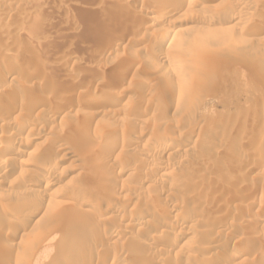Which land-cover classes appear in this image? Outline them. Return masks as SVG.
Wrapping results in <instances>:
<instances>
[{
	"label": "rangeland",
	"instance_id": "1",
	"mask_svg": "<svg viewBox=\"0 0 264 264\" xmlns=\"http://www.w3.org/2000/svg\"><path fill=\"white\" fill-rule=\"evenodd\" d=\"M97 1L0 0V79L11 70L14 78L0 85L6 109L0 110V120L5 119L0 123V157L7 156L13 168L0 179V264H71L77 254L76 259H82L87 252L97 264H139L134 258L142 255L154 260L158 256L159 264H264V0H200L197 14L168 16L161 23L156 22L161 9L154 8L155 1ZM66 14L76 16V22L66 23ZM206 17L215 24L207 26ZM22 18L44 21L31 30L25 46L15 42L23 33ZM172 26L181 35L157 48L161 34ZM116 35L124 36L121 43ZM157 54L167 60L160 61ZM10 59L16 62L11 69L6 66ZM118 94L122 104L113 114L115 108L106 103L112 104ZM91 96L96 105L88 102ZM36 100L44 104L31 112ZM13 102L25 107L22 115L9 118ZM65 107L69 111L64 116L52 117L51 111ZM21 122L30 125V133L20 129ZM168 141L181 153L156 156ZM6 146L11 150L3 155ZM61 146L66 150H59ZM101 149L106 153L102 162L96 160ZM21 150L29 151L28 157H21ZM66 152L75 158L68 159ZM150 161L158 166L156 171L171 166L170 184H160L139 168ZM55 165L63 167L53 179L55 190H43L40 182ZM202 181L208 183L197 191L201 197L185 194L188 185ZM75 188L91 189L106 203L82 204L71 193ZM21 203H33L39 211L30 215L18 210ZM163 209L183 210L192 227L154 235L158 242L149 232L157 224L153 214ZM142 216L148 224L135 225ZM115 231L121 239H108ZM95 242L97 253L89 250ZM107 249L112 253L103 256Z\"/></svg>",
	"mask_w": 264,
	"mask_h": 264
},
{
	"label": "bare ground",
	"instance_id": "2",
	"mask_svg": "<svg viewBox=\"0 0 264 264\" xmlns=\"http://www.w3.org/2000/svg\"><path fill=\"white\" fill-rule=\"evenodd\" d=\"M91 2V4L90 3H88L89 5H93V4H96L98 1L97 0H90ZM101 1H103V0H101ZM100 1V2H101ZM109 1V0H108ZM122 1V0H121ZM120 1V2H121ZM142 1V0H141ZM152 1H155V4H156V7H154V8H157V9H161V15H159L158 17H157V19H156V22L157 23H161V21L162 20H164V18H166V17H168V16H186V15H191V14H197V12H196V10H195V8L199 5V3H200V0H152ZM110 2V1H109ZM117 2V1H116ZM120 2H117L118 4L117 5H119L120 4ZM147 2V1H146ZM238 2V1H237ZM236 2V3H237ZM111 3V2H110ZM203 3V2H202ZM245 3V2H244ZM100 4V3H99ZM123 4V3H122ZM126 4V3H125ZM153 4V6L155 5L154 3H152ZM201 4V3H200ZM235 4V3H234ZM238 4V3H237ZM246 4V3H245ZM88 5V6H89ZM104 5H106V4H104ZM109 6H110V4H108ZM121 5V4H120ZM119 5V6H120ZM148 5V4H147ZM243 5V4H242ZM95 6V5H94ZM98 6V5H97ZM103 6V5H102ZM102 6H101V8L100 9H104V6H103V8H102ZM109 6H105V8H107V7H109ZM111 6H113L114 7V3H112L111 4ZM115 6H116V4H115ZM145 6V5H144ZM153 6H151V8L153 7ZM161 7V8H158V7ZM89 7H91V8H93L92 6H89ZM100 7V6H99ZM121 8H122V6H120ZM148 7H150L149 5H148ZM95 8H98V7H95ZM95 8H93V9H95ZM112 8V7H111ZM117 9L118 8V6H116V7H114V9ZM150 8V11L152 10ZM204 8V7H203ZM99 9V8H98ZM99 9V10H100ZM113 9V8H112ZM115 9V10H116ZM147 9V8H146ZM97 10V9H96ZM111 10V9H110ZM118 10V9H117ZM116 10V11H117ZM120 10V9H119ZM122 10V9H121ZM199 10V9H198ZM98 11V10H97ZM101 11V10H100ZM99 11V12H100ZM112 11V13L114 12V10H111ZM145 11H147V10H145ZM149 11V10H148ZM147 11V12H148ZM153 11V10H152ZM156 11V10H155ZM146 12V13H147ZM159 12V13H160ZM101 13L102 12H100V13H98V14H100L99 16H101ZM111 13V12H110ZM110 13H108V15L110 14ZM104 14H106L105 12H104ZM199 14V13H198ZM237 14V13H236ZM67 15V14H66ZM112 15V14H111ZM110 15V16H111ZM13 16V15H12ZM15 16V15H14ZM65 17V16H64ZM74 17V16H73ZM73 17L70 15H67L64 19H66V23L68 22L69 24L72 22H74L73 21ZM76 17V16H75ZM74 17V19H76ZM195 17V16H194ZM99 18H101V17H99ZM149 18H151V17H149ZM184 18V17H183ZM206 18H208V17H206ZM18 19H21V18H19V16H18ZM25 19V21L24 22H22L23 20ZM26 19L27 18H22V21L21 20H19V22H21V23H23L21 26H22V34H20V35H18L17 37H15V39H17V41H15V42H18V43H23V45L26 43V41L29 39L30 40V37L31 36H33L32 34H31V30H33V32H34V29L33 28H35L36 29V26L37 27H40L41 25H44L43 24V22H37V20L35 21H33V20H31L30 22L29 21H26ZM46 19V18H45ZM44 19V20H45ZM103 19H104V17H103ZM109 19V18H108ZM111 19V18H110ZM232 19H237V17H236V15H234L233 17H232ZM231 19V20H232ZM17 20V19H16ZM28 20V19H27ZM38 20H39V18H38ZM155 20V19H154ZM238 20H240V19H238ZM108 21H111V20H108ZM48 22H51V20L49 21L48 20ZM47 22V23H48ZM76 22V21H75ZM154 22V21H153ZM155 22V23H156ZM205 22H206V24H207V26H213V24H215L214 23V21L212 20V19H206L205 20ZM238 22V21H237ZM42 23V24H41ZM71 23V24H72ZM104 23V22H103ZM142 23V22H141ZM46 24V23H45ZM50 24V23H49ZM133 24V23H132ZM143 25V24H142ZM172 25V24H171ZM45 26H47V25H45ZM165 27V26H164ZM264 27V26H263ZM131 28V27H130ZM134 28H137V27H134ZM133 28V29H134ZM180 29V28H179ZM225 29V28H224ZM263 30V29H262ZM134 31V30H133ZM218 31H220V30H218ZM32 32V33H33ZM35 32H36V30H35ZM179 32H180V30H177L176 29V27H171V28H166L165 30H164V32L161 34V36H160V38H159V40H158V42H157V48H162V47H164L165 45H167L168 44V40L171 38V36H173V35H176V34H178V35H181V33L179 34ZM263 32V31H262ZM121 34H122V32H121ZM120 34V35H121ZM124 34V33H123ZM97 35H99V34H97ZM177 35V36H178ZM1 36H2V39H3V35L1 34ZM8 36V35H7ZM10 36V35H9ZM117 36V35H116ZM115 36V37H116ZM5 37H6V33H5ZM122 38L124 37V36H121ZM120 36L118 37H116V38H118L117 39V41L118 42H120V41H122V38H121ZM128 37V36H127ZM1 38V37H0ZM8 40H9V37H6ZM33 38V37H32ZM31 38V39H32ZM115 38V39H116ZM7 39H3V41H6ZM7 40V41H8ZM28 40V41H29ZM112 40V39H111ZM32 41V40H31ZM111 42V41H110ZM115 42V41H114ZM113 42V43H114ZM18 43H16V44H18ZM116 43V42H115ZM121 43V42H120ZM113 45H115V44H113ZM171 45V44H170ZM25 46V45H24ZM117 46V45H116ZM111 47H112V45H111ZM113 47H115V46H113ZM17 48L19 49V54L20 53H22L23 54V51H22V47L20 46H17ZM16 48V49H17ZM107 48V47H106ZM109 48V47H108ZM107 48V49H108ZM118 48V47H117ZM15 49V50H16ZM115 49H116V47H115ZM115 49H113V48H110L109 49V51H113V50H115ZM24 50H26L25 48H24ZM158 50V49H157ZM116 51V50H115ZM17 52V53H18ZM108 52V51H107ZM114 52V51H113ZM155 53V52H154ZM11 54H13V53H11ZM18 54V56H20ZM25 55V54H24ZM156 56V55H155ZM157 56H158V54H157ZM21 57V56H20ZM19 57V58H20ZM15 58H17V57H15ZM18 58V59H19ZM18 59H16V60H18ZM67 60H68V58H66ZM66 59H65V62H68V61H66ZM158 59L160 60V61H162V62H165L166 60H167V57H166V55L164 54H159V56H158ZM11 60V59H10ZM13 60V59H12ZM11 60V61H12ZM20 60V59H19ZM21 61V60H20ZM4 62V61H3ZM18 62V61H17ZM7 63H9L8 65H6V66H9L8 68H12V67H15V65H16V62H10V61H7ZM131 63V62H130ZM4 65H5V62L3 63ZM133 64V63H132ZM18 65V64H17ZM174 65V64H173ZM177 65V64H176ZM175 65V66H176ZM36 65H34V67H35ZM174 66V67H175ZM18 67V66H17ZM16 67V68H17ZM33 67V68H34ZM130 67V66H129ZM16 68H14V69H16ZM13 69V70H14ZM20 69H21V67H20ZM36 69H38V68H36ZM35 68H34V70H36ZM9 70V69H8ZM7 70V71H8ZM33 70V69H32ZM128 70H129V68H128ZM127 70V71H128ZM15 72H17V71H15ZM15 72H14V74H15ZM13 71L11 70V71H8V72H6L3 76H1L2 78L0 79V85H1V87H3L2 85L4 84V85H6L7 83H9V82H11L14 78H12L13 77ZM123 76V75H122ZM124 77V76H123ZM123 77H122V79H123ZM182 77V76H181ZM17 78V77H16ZM18 81V80H17ZM25 81V80H24ZM14 82H15V80H14ZM27 82H28V80H27ZM20 84V83H19ZM9 86V85H8ZM10 86H12V85H10ZM20 86H23V85H21L20 84ZM59 86V85H58ZM0 87V88H1ZM18 87V86H17ZM19 88V87H18ZM30 88V87H29ZM58 88V87H57ZM56 88V89H57ZM60 88V87H59ZM2 89V88H1ZM12 89V88H11ZM25 88H23V90H24ZM27 89H28V86H27ZM26 89V90H27ZM64 90H65V88H63ZM19 90V89H18ZM55 90V89H54ZM59 91H60V89H59ZM24 92H25V90H24ZM24 92H22V93H24ZM19 93V92H18ZM20 93H21V91H20ZM27 93V92H26ZM36 94V93H35ZM62 94V93H61ZM13 95V94H12ZM22 95V94H21ZM105 95V94H104ZM106 95H109V94H106ZM102 96H103V94H102ZM3 97V96H2ZM22 97V96H21ZM4 98V97H3ZM10 98V97H9ZM18 98V97H17ZM94 98L95 97H93L92 98V96H91V98L89 97L88 99H89V103H92L91 105H94L95 104V102L97 101V103H98V100L96 99V101L94 100ZM104 98V97H103ZM108 98V96L107 97H105V101H106V99ZM115 98V97H114ZM1 99V98H0ZM14 99H16V98H14ZM19 99V98H18ZM22 99V98H21ZM24 99V98H23ZM42 99V98H41ZM110 99H111V97H110ZM122 99V96L121 95H117V98H116V101H114V102H112V104H109V103H111L110 101H108L107 100V102H109L108 104L106 103V105H109V106H111V107H113V108H115V109H113L111 112L114 114V113H116V112H118L119 110H120V106H121V102H120V100ZM4 100H5V98H4ZM17 100V99H16ZM43 100V99H42ZM42 100H36V101H34V102H32L31 104H32V106H30L31 108L29 109L31 112L32 111H34V110H36L37 111V109H39V108H42V106H43V101ZM101 100H104V99H100L99 98V102L101 101ZM8 101V100H7ZM10 101V100H9ZM14 101V100H13ZM42 101V102H41ZM129 100L127 99V102H128ZM16 102V101H15ZM15 102H13L14 104V106H12V107H9L10 108V110L9 109H7V110H9L10 112H8V114H9V118H11V116H15V114H20V113H22V108H23V110H24V107H25V105H24V107L21 105V107L19 106L21 103L19 102V105H16L15 104ZM23 102H24V100H23ZM47 102V101H46ZM129 102H131V101H129ZM4 103V101H2L1 102V100H0V110H1V108L3 107V105L5 106V104H3ZM43 103V104H42ZM49 103V102H48ZM105 104V103H104ZM127 104V103H126ZM130 104H132V102L130 103ZM174 104V103H173ZM58 105V104H57ZM56 105V106H57ZM60 105V104H59ZM96 105V104H95ZM102 105V104H101ZM8 106H10V105H8ZM8 106H6V108L8 107ZM49 106H50V104H49ZM175 106V105H174ZM48 109L50 108V107H48V105L46 106ZM46 107H44V108H46ZM128 107H129V105H128ZM28 108V107H27ZM27 108H25V109H27ZM126 108V107H125ZM3 109V111H4V107L2 108ZM128 109H130V108H128ZM6 110V109H5ZM28 110V111H29ZM43 110V109H42ZM51 110V109H50ZM52 110H53V108H52ZM2 111V114L4 113ZM69 111V109L68 108H61V109H55V110H53V111H51L50 113L52 114V117L53 118H59V117H61V116H64L67 112ZM1 112V111H0ZM24 113H26L27 112V110L26 111H23ZM47 112H49V111H47ZM124 112V111H123ZM28 113V112H27ZM5 114V113H4ZM3 114V115H4ZM29 114L31 115L32 113H30L29 112ZM48 114V113H47ZM118 114V113H117ZM116 114V115H117ZM6 116H7V113L5 114ZM20 115H22V114H20ZM26 115V114H25ZM33 115V114H32ZM112 115V114H111ZM27 116V115H26ZM29 116V115H28ZM46 116V115H45ZM117 117V116H116ZM48 118V117H47ZM6 119H7V117H6ZM43 119V118H42ZM5 119H3V121H4ZM36 120V119H35ZM1 121H2V119L0 120V123H1ZM2 121V122H3ZM7 121V120H6ZM21 120H19V122H20ZM23 121V120H22ZM236 121V120H235ZM16 122V121H15ZM18 122V121H17ZM78 122V121H77ZM7 123V122H6ZM14 123V122H13ZM22 123V125L20 126V129L22 130V131H24V130H27L28 132L30 131L31 132V127H30V125L29 124H26V123H23V122H21ZM36 123V122H35ZM233 123V122H232ZM231 123V124H232ZM4 124V123H3ZM229 124V123H228ZM231 124H229L228 125V127L231 125ZM235 124V123H234ZM1 125V124H0ZM6 125V124H5ZM19 125V124H18ZM8 126V125H7ZM32 126V125H31ZM35 126H37V124L35 125ZM236 126V125H235ZM238 126V125H237ZM264 127V126H263ZM5 128V127H4ZM33 128V127H32ZM19 129V128H18ZM35 129V128H34ZM232 129V128H231ZM1 131H3V130H1ZM29 132V133H30ZM33 132V131H32ZM7 133V132H6ZM11 133V132H10ZM3 134H5V133H3ZM1 135H2V133H1ZM6 135V134H5ZM14 135V134H13ZM13 135H10V136H13ZM29 135V134H28ZM51 135V134H50ZM194 134H191V136H193ZM36 136V135H35ZM38 136V135H37ZM52 136V135H51ZM38 138V137H37ZM48 138H49V136H48ZM34 139V138H33ZM48 141V140H47ZM95 141V140H94ZM123 142V141H122ZM125 142V141H124ZM60 144H62V142L60 143ZM59 144V145H60ZM124 144V143H123ZM122 144V145H123ZM27 145V144H26ZM121 145V144H120ZM121 145V146H122ZM120 146V147H121ZM127 146V145H126ZM164 148L162 149V150H158V152H156L155 153V155L156 156H158V157H165V156H167V155H169V157L171 156V154H176V153H178V152H180L181 150H180V147L179 146H177V144L176 145H174L173 143H171V142H166L164 145ZM12 147V146H11ZM26 147V146H25ZM59 147V146H58ZM108 147V146H107ZM66 148V147H65ZM111 148H113V147H111ZM126 148H128V147H126ZM25 149V148H24ZM107 149V148H106ZM109 149V148H108ZM123 149H125V148H123V146H122V148H121V151L123 150ZM9 150H11V148L9 149V147L8 146H6L5 148H4V153H3V155L4 154H7L8 155V152H9ZM59 150H61V151H64V150H66V149H64L63 148V146H61L60 147V149ZM95 151V150H94ZM100 151V150H99ZM98 151V152H99ZM125 152H126V150H124ZM128 151V150H127ZM69 152V151H68ZM68 152H66L65 154H67V157H68V159H74L75 157H74V154L73 153H68ZM102 152H104V150H102L101 149V154H98V156H97V158L98 159H96V160H98V161H101L102 162V160H101V158H103L104 157V155L106 156V153H102ZM110 152V151H109ZM139 152V151H138ZM142 152V151H141ZM154 152V151H153ZM108 153V152H107ZM181 153V152H180ZM180 153H179V155H180ZM30 154V152L29 151H26V150H21L20 151V156L21 157H28V155ZM64 154V155H65ZM73 154V155H72ZM141 154V153H140ZM151 154V153H150ZM183 154H185V152L183 153ZM92 155H93V153H92ZM94 155H95V153H94ZM100 155V156H99ZM6 156V155H5ZM76 156V155H75ZM155 156V157H156ZM184 156V155H183ZM7 157V156H6ZM6 157H0V179L2 178V176L4 175V174H8V173H12L13 171H12V169L10 170V168H9V166H8V161H9V159H6ZM10 157V156H9ZM8 157V158H9ZM95 157V156H94ZM99 157H100V159H99ZM172 157H174L173 155H172ZM178 157V156H177ZM180 157V156H179ZM13 159H14V157H13ZM24 159H26V158H24ZM158 159V158H157ZM138 160V159H137ZM155 160H156V158H155ZM159 160V159H158ZM15 161V160H14ZM97 161V162H98ZM107 161V160H106ZM157 161V160H156ZM177 161V160H176ZM241 161V160H240ZM162 162H163V160H162ZM166 162V161H165ZM13 163V162H12ZM130 163V162H129ZM141 163V162H140ZM171 163V162H170ZM173 163V162H172ZM35 164V163H34ZM55 164V163H54ZM95 164H97V163H95ZM164 164V163H163ZM9 165H11V164H9ZM98 165H100V163L98 164ZM130 164H128V166H129ZM140 165V164H139ZM156 164H155V162L153 163L152 161H150V162H147V163H144L143 162V164L142 165H140V167L139 168H142L145 172L144 173H148L149 175H153V177L154 178H156V180L160 183V184H170L169 182H167V177H168V175L170 174V167H169V165L167 164H164L165 166H163L162 168H159L157 171H156V169L157 168H155L156 166H155ZM65 166V165H64ZM97 166V165H96ZM173 166V165H172ZM49 167H51V166H49ZM108 167H110V166H108ZM158 167V166H157ZM63 167H59L58 165H55V166H53L52 168H50V169H48L47 171H46V180H41V185H42V188H43V190H52L53 188V186H55L54 185V183H53V179L55 178V177H57L58 175V173H60L61 172V170H63L62 169ZM98 168V167H97ZM101 168V167H100ZM136 167L135 166H133V169H135ZM46 170V169H45ZM111 170V169H110ZM140 170V169H139ZM142 170V171H143ZM19 171V170H18ZM67 171V170H66ZM131 171H132V169L131 170H129L127 173L128 174H126V175H128L129 176V174L131 173ZM30 172V171H29ZM106 172V171H105ZM124 172V171H123ZM126 172V171H125ZM124 172V173H125ZM20 173V172H19ZM119 175H123L122 174V172L121 171H119V172H117ZM138 173V172H137ZM143 173V174H144ZM174 173V172H173ZM227 173V172H226ZM65 174V173H64ZM63 174V175H64ZM141 174V173H140ZM148 174H147V176H148ZM172 174V173H171ZM231 175V174H230ZM60 176V175H59ZM225 176H228V173L226 174V175H224V177ZM232 176V175H231ZM143 177H145V176H143ZM230 177V176H229ZM183 178V177H182ZM186 178V177H185ZM228 179V177H225V179ZM45 179V178H44ZM148 179V178H147ZM168 179H169V177H168ZM171 179H172V177H171ZM145 180V179H144ZM151 180V179H150ZM188 180V179H187ZM221 180V179H220ZM224 180V179H223ZM60 181V180H59ZM170 181V180H169ZM173 181V180H172ZM194 181V180H193ZM192 181V182H193ZM209 181V180H208ZM229 181V180H228ZM175 182V181H174ZM184 182V181H183ZM185 182H186V180H185ZM201 182V181H200ZM200 182H199V184H200ZM205 182V181H204ZM203 181H202V183L200 184V185H197L196 187H194L195 186V184H190V185H188V188L186 187V189H185V194L187 195V194H190V192H192L194 195H195V192L197 193V195H201L200 193L198 194V190H200V189H204V187L205 186H207V183L208 182H206V183H204ZM211 182V181H210ZM231 182V181H230ZM173 183V182H172ZM223 184V183H222ZM70 185V184H69ZM192 185V186H191ZM194 185V186H193ZM211 185V184H210ZM213 185V184H212ZM211 185V186H212ZM221 185V184H220ZM67 186V185H66ZM157 186V185H156ZM170 186H172V184L170 185ZM187 186V185H186ZM189 186H191V187H189ZM214 186V185H213ZM217 186V185H216ZM224 186V185H223ZM67 188H68V186H67ZM89 188V187H88ZM87 188V189H88ZM166 188V187H165ZM212 187H208V189H210L209 191H212V189H211ZM69 189V188H68ZM76 190H74L73 192H71V193H73L75 196H76V198L78 197L79 199H82L83 201H81L82 202V204L83 203H86V202H84V200H87L88 202H87V205L89 204V205H95V206H101L102 204L104 205V203H106V202H104L103 200H105L104 198H103V196L101 195L100 197H102V199L100 198V197H98V196H95V194H94V191L92 192V191H90V190H87V189H85V188H79V189H77V188H75ZM177 189V188H176ZM187 189H188V192H187ZM207 189V190H208ZM215 189V188H214ZM220 189V188H219ZM53 190H55V189H53ZM52 190V191H53ZM167 190V189H166ZM207 190H206V192H207ZM216 190V189H215ZM205 191V190H204ZM220 191V190H219ZM222 191H223V189H222ZM55 192V191H54ZM215 192V191H214ZM229 192V191H228ZM53 193V192H52ZM61 193V192H60ZM163 193V192H162ZM168 193H170L169 191H168ZM211 194H214L213 192H210ZM220 193V192H219ZM218 193V194H219ZM55 194V193H54ZM96 194H97V192H96ZM181 194V193H180ZM208 194H209V192H208ZM215 194H216V192H215ZM214 194V195H215ZM224 194V193H223ZM98 195V194H97ZM190 195H192V194H190ZM189 195V196H190ZM207 195V194H206ZM210 195V194H209ZM220 195V194H219ZM222 195V194H221ZM220 195V196H221ZM225 195L226 194H224V196L223 197H225ZM38 196V195H37ZM164 196H168L167 194L166 195H164ZM163 196V197H164ZM183 196V195H182ZM216 196V195H215ZM165 197V198H166ZM191 197V196H190ZM201 197V196H200ZM206 197V196H205ZM210 197H212V195L210 196ZM38 198V197H37ZM39 198H41V197H39ZM133 198H135V197H133ZM193 198V197H192ZM191 198V199H192ZM213 198V197H212ZM226 198V197H225ZM232 199V197L230 196V195H227V199ZM168 200H169V198H167ZM194 199V198H193ZM211 199V198H210ZM209 199V200H210ZM236 199V198H235ZM41 200H42V198H41ZM40 200V201H41ZM107 200V199H106ZM119 200V199H118ZM177 200V199H176ZM175 200V201H176ZM208 200V199H207ZM213 200V199H212ZM34 201V200H33ZM38 201V200H37ZM196 201V200H195ZM194 201V202H195ZM233 201V200H232ZM240 201V200H239ZM32 202V201H31ZM43 202V201H42ZM104 202V203H103ZM168 202V201H167ZM214 202V201H213ZM79 203V202H78ZM108 203V202H107ZM110 203V202H109ZM258 203V202H257ZM36 204V202L34 201V205ZM175 204V203H174ZM29 205V204H28ZM33 205V203H32V207L31 206H27V204H22L21 203V205L20 206H18V208L17 207H15V209L17 208L18 210L19 209H21L22 211L23 210H28V211H30L29 213H30V215H31V213H32V215H34L37 211H39L38 210V206L36 207V209L33 207L34 206ZM85 205V204H84ZM111 205V204H110ZM162 206V205H161ZM176 206V205H175ZM174 207V206H173ZM109 208V207H108ZM107 208V209H108ZM110 208L113 210L114 209V207H113V205L112 206H110ZM160 208V207H159ZM116 209V208H115ZM151 209V208H150ZM173 209V208H172ZM178 209V208H177ZM165 210V209H163L161 212H155L154 214H153V216L155 217V219H156V221H157V224L153 227V229H152V231L151 232H149V234L150 233H153V236L154 235H156V236H158L159 234H161V233H164V231H167V230H174L175 229V227L176 228H180V227H192V225H190V218H189V215H185L182 211L183 210ZM124 210H125V208H124ZM28 211H26V213H28ZM80 211V210H79ZM117 211V210H116ZM121 211H123V210H121ZM120 211V212H121ZM126 211V210H125ZM15 212H16V210H15ZM17 212H19V211H17ZM124 212V211H123ZM19 213H21V211L19 212ZM81 213V212H80ZM85 213H86V211H85ZM152 213V212H151ZM191 213V212H190ZM83 214V213H82ZM187 214V213H186ZM192 214V213H191ZM29 215V216H30ZM126 215V214H125ZM143 215V214H142ZM150 215H152V214H150ZM123 216H124V213H123ZM146 216V215H145ZM145 216H142L140 219H139V222H138V224H135V225H138V226H142V225H144L145 224V222H146V217ZM77 217H81V216H78L77 215ZM127 217V216H126ZM152 217V216H151ZM29 218H32V217H29ZM124 218H125V216H124ZM121 219H122V217H121ZM120 219V220H121ZM138 219V218H137ZM193 219V218H192ZM166 220H168L169 222H166ZM175 221H179L180 222V224L178 225V226H176L173 222H175ZM29 222V221H28ZM28 222H27V220H26V222L24 223V224H22V228L24 227V229H25V227H27V225H28ZM120 222V221H119ZM150 222V221H149ZM152 222V221H151ZM137 223V222H136ZM147 224H148V221L146 222ZM153 223V222H152ZM119 224H121V223H119ZM126 224V223H125ZM124 224V225H125ZM194 224V223H193ZM219 224V223H218ZM146 225V224H145ZM137 226V227H138ZM153 226V225H152ZM151 226V227H152ZM222 226V225H221ZM125 227H127V226H125ZM124 227V228H125ZM140 227H138L139 229H140ZM145 227V226H144ZM220 227V226H219ZM223 227V226H222ZM221 227V228H222ZM130 228V227H129ZM224 228V227H223ZM117 229V228H116ZM151 229V228H150ZM119 230H121V229H119ZM142 230V229H141ZM105 231H107V230H105ZM104 231V232H105ZM109 231H111V230H109ZM121 232V231H120ZM124 232V231H123ZM122 232V233H123ZM108 233V232H107ZM10 234V233H9ZM14 234V233H13ZM10 235L12 238H14V237H16L15 235ZM104 234V233H103ZM106 234V233H105ZM109 234V233H108ZM164 234H166V233H164ZM163 234V235H164ZM99 235V234H98ZM128 235V234H127ZM151 235V234H150ZM167 235V234H166ZM21 236V235H20ZM100 236V235H99ZM105 236H107V235H105ZM104 236V237H105ZM122 236H123V234H122ZM126 236V235H125ZM124 236V237H125ZM10 237V238H11ZM118 237H120V234H119V232L118 231H115L114 233H112L110 236H108V239L109 238H111V239H113V238H117V239H119ZM128 237V236H127ZM164 237V236H163ZM186 237V236H185ZM21 238V237H20ZM98 238V237H97ZM106 238V237H105ZM105 238H103V239H105ZM150 238V237H149ZM154 238L155 239H157L158 240V242H159V239L157 238V237H155L154 236ZM99 239V238H98ZM110 239V240H111ZM120 239H121V237H120ZM125 239V238H124ZM131 239H133V238H131ZM166 239V238H165ZM192 239V237L191 236H188L187 238H186V241L187 242H190V240ZM100 240H101V238H100ZM107 240V239H106ZM114 240V239H113ZM138 240V239H137ZM160 240H162V239H160ZM126 241V240H125ZM130 241V240H129ZM129 241H127L128 243H129ZM136 241V240H135ZM152 241H154V240H152ZM165 240H163V242H164ZM168 241V240H167ZM115 242H117L118 243V241H115ZM120 242V241H119ZM138 242H140V241H138ZM138 242H136V243H138ZM145 242V241H144ZM151 242V241H150ZM156 242V241H155ZM157 242V243H158ZM91 243V242H90ZM89 243V244H90ZM93 243V242H92ZM91 243V244H92ZM96 243V242H95ZM99 243V242H98ZM113 243V242H112ZM122 244H123V242H121ZM130 243H132V242H130ZM142 243V242H141ZM152 243V242H151ZM154 243V242H153ZM88 244V245H89ZM103 244H104V240H103ZM111 244V243H110ZM114 244V243H113ZM149 244V243H148ZM147 244V245H148ZM156 244V243H155ZM162 244V243H161ZM164 244V243H163ZM168 244V243H167ZM170 244H173V243H170ZM87 245V244H86ZM87 245V246H88ZM95 245H97V243L96 244H94V245H91V247L89 248V250H93V252H94V246ZM115 245H117L116 243H115ZM124 245V244H123ZM130 245V244H129ZM135 245H137V244H135ZM111 246V245H110ZM114 246V245H113ZM140 246V245H139ZM168 246H170V245H168ZM174 247H175V245H173ZM209 246V245H208ZM108 247V246H107ZM116 247V246H115ZM122 247H124V246H122ZM122 247H121V249H122ZM126 247V246H125ZM160 247V246H159ZM192 247V246H191ZM190 247V248H191ZM87 248V247H86ZM87 248V249H88ZM92 248V249H91ZM101 248H102V246H101ZM128 248V247H127ZM130 248V247H129ZM133 248V247H132ZM135 248H137V247H135ZM141 248V247H140ZM167 248V247H166ZM165 248V249H166ZM170 248H171V246H170ZM256 248H257V246H256ZM96 249V248H95ZM169 249V248H168ZM172 249V248H171ZM114 250V249H113ZM117 250H119V249H117ZM125 250V249H124ZM127 250V249H126ZM130 250L131 251H133L131 248H130ZM140 250V249H139ZM145 249L143 248V251H144ZM157 250V249H156ZM161 250V249H160ZM160 250H158V251H160ZM190 250V249H189ZM203 250V249H202ZM259 249H257V251H258ZM88 251V250H87ZM97 251V249L95 250V252ZM115 251V250H114ZM122 251H123V249H122ZM129 251V250H128ZM163 251H164V249H163ZM207 251V250H206ZM209 251V250H208ZM256 251V250H255ZM256 251V252H257ZM92 252V253H93ZM105 252V251H104ZM110 252H111V250L109 251L108 249H107V251L104 253V255L103 256H108V254H110ZM119 252V251H118ZM142 252V251H141ZM145 252V251H144ZM146 252H147V250H146ZM149 252V251H148ZM254 252V251H253ZM91 253V252H90ZM97 253V252H96ZM112 253V252H111ZM122 253V252H121ZM125 253V252H124ZM127 253V252H126ZM132 253V252H131ZM160 253V252H159ZM162 253V252H161ZM164 253V252H163ZM162 253V254H163ZM70 254V253H69ZM82 254V253H81ZM87 254L88 255H86L85 256V258H82V259H76V257L78 256L79 257V255L77 254V256H75V260H73V261H71L72 263L71 264H97L96 262H94L93 261V257L91 256V254H89V252H87ZM123 254V253H122ZM121 254V255H122ZM143 254V253H142ZM141 253H140V255H142ZM154 254V253H153ZM76 255V254H75ZM112 255H114V254H112ZM118 255V254H117ZM125 255H127V254H125ZM125 255H123V256H125ZM129 255V254H128ZM161 255V254H160ZM205 255V254H204ZM115 256V255H114ZM130 256V255H129ZM237 256V255H236ZM77 257V258H78ZM82 257V256H81ZM128 257V256H127ZM155 257V256H154ZM158 257V256H157ZM156 257V258H157ZM162 257V256H161ZM160 257V258H161ZM203 257V256H202ZM233 257V256H232ZM235 257V256H234ZM238 257V256H237ZM73 258V257H72ZM93 258V259H92ZM98 258V257H97ZM100 258V257H99ZM104 258V257H103ZM102 258V259H103ZM120 258V257H119ZM129 258V257H128ZM134 258V257H133ZM156 258H155V260H156ZM69 259V258H68ZM74 259V258H73ZM101 259V258H100ZM114 259H116L115 257H114ZM163 259V258H162ZM123 260V259H122ZM134 260L136 261L135 263H137V262H139V264H159L162 260H159V262L158 263H156L155 262V260L154 259H152L151 257L150 258H147V257H145V256H138V257H135L134 258ZM170 260V259H169ZM175 260V259H174ZM178 260V259H177ZM176 260V261H177ZM235 260H236V257H235ZM119 261V260H118ZM180 261H182V260H180ZM113 262H114V260H113ZM116 262V261H115ZM170 262V261H169ZM169 262H167V263H169ZM173 262V261H172ZM120 263V262H119ZM186 263V262H185ZM67 264H70V261L68 260V263ZM109 264H111V263H109ZM115 264V263H114ZM118 264V263H117ZM121 264V263H120ZM124 264V263H123ZM162 264H163V262H162ZM173 264H175L174 262H173ZM180 264H181V262H180ZM187 264V263H186Z\"/></svg>",
	"mask_w": 264,
	"mask_h": 264
}]
</instances>
